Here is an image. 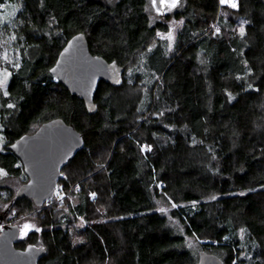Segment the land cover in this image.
Segmentation results:
<instances>
[{
    "label": "trees",
    "instance_id": "obj_1",
    "mask_svg": "<svg viewBox=\"0 0 264 264\" xmlns=\"http://www.w3.org/2000/svg\"><path fill=\"white\" fill-rule=\"evenodd\" d=\"M161 10L154 0H0L10 72L0 170L26 179L6 147L51 119L84 140L54 199H15L23 183L7 195L5 213L36 225L15 246L43 247L38 264H264V0ZM171 28L167 51L157 36ZM80 32L125 69L120 86L100 82L91 115L49 73ZM62 192L79 202L59 207Z\"/></svg>",
    "mask_w": 264,
    "mask_h": 264
},
{
    "label": "water",
    "instance_id": "obj_2",
    "mask_svg": "<svg viewBox=\"0 0 264 264\" xmlns=\"http://www.w3.org/2000/svg\"><path fill=\"white\" fill-rule=\"evenodd\" d=\"M154 5L162 9L161 0H154ZM87 46L84 33L74 34L61 47L49 73L71 95L82 100L87 113L91 115L97 110L93 101L100 82L120 86L125 69L116 61H107L92 54ZM83 147L82 134L61 118L46 121L35 132L24 134L9 144L6 149L19 159L27 177V181L16 191L15 199L29 198L37 207L51 201L62 178V169ZM19 237L17 224H3L0 232V264H38L45 255L43 247L32 243L17 248L15 242ZM199 264L221 263L216 257L206 255Z\"/></svg>",
    "mask_w": 264,
    "mask_h": 264
},
{
    "label": "rangeland",
    "instance_id": "obj_3",
    "mask_svg": "<svg viewBox=\"0 0 264 264\" xmlns=\"http://www.w3.org/2000/svg\"><path fill=\"white\" fill-rule=\"evenodd\" d=\"M108 2H113L114 0H107ZM173 2V0H163L162 1V8H164L166 6V8H169L168 5L171 4ZM180 4V0H176V6L169 8V10L167 12H172V10H175ZM6 10V17L10 16L12 14V10L5 8ZM160 14H164V12L162 10L159 11ZM166 12V13H167ZM2 16V15H0ZM3 17V16H2ZM174 34H175V29L171 28V30L166 33V34H159L157 36L158 41H160L162 43V45H164L165 49L167 51L172 50L173 46H174ZM170 37V38H169ZM16 53L13 51H9L7 53H4L5 57H11L10 55ZM15 58V55H14ZM5 74H7V83H8V79H9V75L10 72L8 69L5 68H1L0 67V81L4 80V76ZM6 84H2L0 85V88L2 89V92L5 94L6 92ZM5 139L3 137V135L0 133V150H3V148L5 147ZM27 181V178H14L11 176H8L3 170H0V225L3 226V224H15L17 223L19 225L20 229V238L24 239L27 237V235L36 229V225L29 220H19L20 218H14L15 215V210H11L7 213H5L7 207H8V202L7 201V195L9 194V192L11 190H15L18 186H20L22 183L24 184ZM161 186V185H160ZM56 193V192H55ZM60 196H57L56 200V204L59 205V207L63 208V209H67L66 204L67 203H71V205H76L79 202V199L76 196H70L69 192H62L59 193ZM96 197V195L93 193L91 194V198L94 199ZM54 199V198H53ZM52 200V199H51ZM20 221V222H19ZM25 225H27L28 227L26 228ZM78 226H82L83 222L82 221H78L77 223ZM2 229V228H1Z\"/></svg>",
    "mask_w": 264,
    "mask_h": 264
},
{
    "label": "snow or ice",
    "instance_id": "obj_4",
    "mask_svg": "<svg viewBox=\"0 0 264 264\" xmlns=\"http://www.w3.org/2000/svg\"><path fill=\"white\" fill-rule=\"evenodd\" d=\"M222 2H224V0H222ZM175 6H176V0H173V2L168 5L169 8H172V7H175ZM231 6L232 7H236V4L233 2V3H231ZM241 33L243 34V30H241ZM53 71H55V69H53ZM6 83H7V74H5L4 80L3 81H0V85L6 84ZM25 227L27 228L28 226L25 225Z\"/></svg>",
    "mask_w": 264,
    "mask_h": 264
},
{
    "label": "built area",
    "instance_id": "obj_5",
    "mask_svg": "<svg viewBox=\"0 0 264 264\" xmlns=\"http://www.w3.org/2000/svg\"><path fill=\"white\" fill-rule=\"evenodd\" d=\"M2 225V224H1ZM0 225V232H1V228H2V226Z\"/></svg>",
    "mask_w": 264,
    "mask_h": 264
},
{
    "label": "flooded vegetation",
    "instance_id": "obj_6",
    "mask_svg": "<svg viewBox=\"0 0 264 264\" xmlns=\"http://www.w3.org/2000/svg\"><path fill=\"white\" fill-rule=\"evenodd\" d=\"M162 1H163V0H161V7H163V6H162V5H163V4H162Z\"/></svg>",
    "mask_w": 264,
    "mask_h": 264
}]
</instances>
